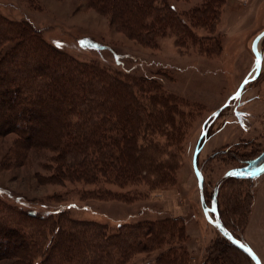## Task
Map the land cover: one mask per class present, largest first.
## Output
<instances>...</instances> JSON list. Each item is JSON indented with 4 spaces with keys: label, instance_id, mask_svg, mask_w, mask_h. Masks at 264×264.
Masks as SVG:
<instances>
[{
    "label": "rangeland",
    "instance_id": "374dc122",
    "mask_svg": "<svg viewBox=\"0 0 264 264\" xmlns=\"http://www.w3.org/2000/svg\"><path fill=\"white\" fill-rule=\"evenodd\" d=\"M202 1L166 0L179 14L201 6ZM231 1L226 0L221 10L220 23L212 36L217 40H204L201 47H179L172 33L150 45L128 38L109 16L91 8L88 0H0V14L5 19L30 24L47 45L64 51L69 58L157 83L160 92L175 104L172 117L178 130V134L173 132L176 139L170 146L175 168L170 176L162 180L163 171L156 161L165 160L167 155L151 145L144 153L148 163H157V169H146V180L143 177L126 186L106 183L102 177L99 185L67 181L64 172L56 170L57 154L42 148L20 150L14 135L0 137V190L20 198L18 205L24 210L39 215L63 211L57 223L62 230L70 226L78 230L72 239L89 247L97 239L109 249L107 263L103 264H159L163 252L169 250L191 264H255L237 248L229 247L206 220L192 165L208 119L256 71L252 44L264 31V0ZM202 35L209 33L199 30ZM257 52L262 58L259 77L246 85L241 97L209 126L201 145L198 164L203 169L207 195L216 181L264 153V38L257 44ZM150 89L151 95L158 92ZM42 109L46 114L47 108ZM237 113L242 114L241 120ZM38 125L43 127L41 121ZM160 139L162 142L152 144L164 149L165 138ZM261 175L251 181L228 179L222 185L220 201L235 236L245 245L247 240L264 264V244L249 227L256 203L264 194V173ZM237 195L244 202L243 211L234 214L231 209ZM174 220L177 226L165 232L164 227ZM145 223L162 228L160 244L129 247L131 233L140 235ZM45 226V222L41 224L44 231ZM55 237L51 232L47 239L52 242ZM147 237L138 242L145 243ZM111 239L117 241L113 249Z\"/></svg>",
    "mask_w": 264,
    "mask_h": 264
},
{
    "label": "trees",
    "instance_id": "16d2710c",
    "mask_svg": "<svg viewBox=\"0 0 264 264\" xmlns=\"http://www.w3.org/2000/svg\"><path fill=\"white\" fill-rule=\"evenodd\" d=\"M88 1L91 8L109 16L128 38L150 45L172 33L179 47L189 44L201 47L204 40H217L212 36L226 3V0H203L201 6L179 14L166 0ZM199 30L209 35L199 36ZM215 45L220 48L218 41ZM150 86L158 91L155 95L150 94ZM175 111L172 98L160 92L157 83L111 72L95 63L77 62L64 51L47 45L30 24L11 22L0 14V137L14 135L20 150L42 148L57 154L56 170L64 172L65 180L99 185L102 177L106 183L126 186L143 177L146 180V169L156 170L157 163L163 171L162 180L166 179L175 169L170 150L176 139L173 132L178 134L172 117ZM39 121L43 127H39ZM161 137L165 138L164 149L152 144L162 142ZM151 145L167 155L165 160L158 158L157 163L153 160L148 163L144 150ZM198 169L203 172L199 164ZM263 173L264 153L255 162L245 163L224 180L216 181L219 217L236 239L232 230L235 228L228 225L221 208L222 185L228 179L251 181ZM201 177L205 182V176ZM216 183L209 195L203 190L208 206ZM237 198L231 209L234 214L243 211L244 202L238 195ZM18 202L20 198L0 190V264L107 263L105 255L109 249L97 239L89 247L72 239L78 233L76 228L62 230L57 222L63 211H44L39 215L24 210ZM44 222L45 231L41 228ZM176 222L168 223L165 232L177 226ZM51 232L56 237L49 242ZM136 233H131L132 243L126 240L131 244L129 247L158 245L164 237L162 228H156L155 224L145 223L141 234ZM144 235L148 236L146 242H138L144 240ZM226 241L228 246L235 247ZM116 246L117 241L111 239V249ZM161 257L159 264H191L172 250L163 252Z\"/></svg>",
    "mask_w": 264,
    "mask_h": 264
},
{
    "label": "water",
    "instance_id": "95a60500",
    "mask_svg": "<svg viewBox=\"0 0 264 264\" xmlns=\"http://www.w3.org/2000/svg\"><path fill=\"white\" fill-rule=\"evenodd\" d=\"M264 38V31L259 34L256 39L254 40L253 44H252V52L255 55L256 58V71L254 73V76H252V74H250L248 77H246L243 82L240 84L238 90L227 100V102L225 103V105H223L221 108H219L214 114H212V116L208 119L207 121V128L204 130L201 138L198 141L194 156H193V169L195 172V175L197 177V181H198V189H199V193H200V200H201V205H202V209L204 212V215L206 217V220L209 222V224L213 225L214 227L217 228V230L220 232V234L226 239L228 240L230 243H232L236 248H238L241 252H243L245 255H247L255 264H262L261 261L259 260V258L255 255V253L253 252V250L245 245L244 243H242L241 241H239L238 239H236L233 234L224 226V224L222 223L220 217H219V212H218V204H217V195H218V189L219 187L216 186L214 189V193H213V197H212V201H211V206H208L205 202V198H204V194H203V190H204V181L201 177V173L198 169V155L201 151V149L199 148V144L200 142L205 139L206 135H207V131L209 126L215 121V119L225 110L227 109L231 103L233 101L238 100L241 95L242 92L245 88L246 85L252 83L253 81H255L262 70V58L259 55V53L257 52V44L259 43V41H261ZM237 118L239 120H241V117L239 115V113L236 114ZM212 216L215 217V220H213Z\"/></svg>",
    "mask_w": 264,
    "mask_h": 264
},
{
    "label": "crops",
    "instance_id": "0c3cea01",
    "mask_svg": "<svg viewBox=\"0 0 264 264\" xmlns=\"http://www.w3.org/2000/svg\"><path fill=\"white\" fill-rule=\"evenodd\" d=\"M232 1L230 3H233ZM249 227L254 229L255 234H257L256 236H258L257 238H259L261 242L264 244V194L263 192L261 196L259 197V202L256 203L255 209L253 210V213L251 215L250 222H249ZM245 242H246V245L249 246L253 250L255 255L261 259V255L256 251V249L247 240ZM261 263L263 264V262Z\"/></svg>",
    "mask_w": 264,
    "mask_h": 264
},
{
    "label": "flooded vegetation",
    "instance_id": "af4514ba",
    "mask_svg": "<svg viewBox=\"0 0 264 264\" xmlns=\"http://www.w3.org/2000/svg\"><path fill=\"white\" fill-rule=\"evenodd\" d=\"M239 115H240V117H241V119H242V117H243L242 114L240 113ZM238 120H239V119H238Z\"/></svg>",
    "mask_w": 264,
    "mask_h": 264
}]
</instances>
